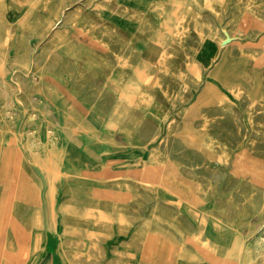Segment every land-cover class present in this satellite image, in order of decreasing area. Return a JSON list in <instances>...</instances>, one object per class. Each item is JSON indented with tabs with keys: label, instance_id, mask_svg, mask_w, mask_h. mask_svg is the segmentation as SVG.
<instances>
[{
	"label": "rangeland",
	"instance_id": "obj_1",
	"mask_svg": "<svg viewBox=\"0 0 264 264\" xmlns=\"http://www.w3.org/2000/svg\"><path fill=\"white\" fill-rule=\"evenodd\" d=\"M3 6L10 19L0 23V173L13 148L12 172L20 165L45 196L34 207L14 201L12 215L31 254L20 264H139L146 236L160 232L184 239L175 255L180 264H208L195 255L207 238L205 248L223 259L228 248L253 247L264 232V190L240 176L236 162L249 157L264 168V0H7ZM221 58L241 59L249 73L256 69L263 94L250 103L228 92L203 110L195 128L212 154L206 158L182 141L179 124ZM48 123L55 125L58 163L39 166L27 145L41 152L31 140L46 142ZM69 147L94 167V176L63 164ZM125 166L183 183L196 205L164 185L120 176L106 184L98 176ZM100 188L127 199L105 204L95 194Z\"/></svg>",
	"mask_w": 264,
	"mask_h": 264
},
{
	"label": "bare ground",
	"instance_id": "obj_2",
	"mask_svg": "<svg viewBox=\"0 0 264 264\" xmlns=\"http://www.w3.org/2000/svg\"><path fill=\"white\" fill-rule=\"evenodd\" d=\"M7 0H0V23H4V18L7 21L10 19V14L5 11L3 4ZM19 2L22 0H18ZM75 1V0H74ZM78 2V1H77ZM84 2V1H83ZM95 2V1H94ZM11 3V2H10ZM62 3V2H61ZM76 3V2H75ZM71 6V4H69ZM79 5V4H78ZM94 4H92L93 6ZM80 6V5H79ZM86 6V5H85ZM111 7V6H110ZM123 7V6H122ZM29 8V7H28ZM63 8V7H62ZM74 9V7H73ZM118 9V8H117ZM76 10V9H75ZM114 10V9H113ZM69 11V10H68ZM95 12V11H94ZM120 12V11H119ZM133 12V11H132ZM61 13V12H60ZM248 13V12H247ZM63 14V12H62ZM80 14V13H79ZM236 14V13H235ZM65 15V13H64ZM87 15V14H86ZM39 16V15H38ZM80 16V15H79ZM95 16V15H94ZM47 17V16H46ZM63 17V16H62ZM61 17V18H62ZM76 17V16H75ZM90 17V16H88ZM96 17V16H95ZM60 18V19H61ZM90 19V18H89ZM88 19V20H89ZM92 20V19H90ZM97 20V19H96ZM99 21V20H98ZM97 21V22H98ZM203 21V20H201ZM208 21V20H207ZM96 22V21H95ZM259 22V21H258ZM211 23V22H210ZM263 23V22H262ZM95 24V23H94ZM103 24V23H102ZM68 25V24H67ZM106 25V24H105ZM214 25V24H213ZM241 25V24H240ZM4 26V25H3ZM70 27V26H69ZM72 27V26H71ZM94 27V26H93ZM99 27V26H97ZM106 27V26H105ZM108 27H110L108 25ZM67 28V27H66ZM112 28V27H111ZM92 30V28H90ZM236 29V27H235ZM72 31V30H71ZM112 31V30H111ZM120 31V30H119ZM118 31V32H119ZM61 32V31H60ZM88 32V31H87ZM123 32V31H122ZM237 32V31H236ZM242 32V30H241ZM240 32V33H241ZM54 33V32H52ZM67 33V32H66ZM125 34V33H124ZM9 35V32L7 33ZM26 35V34H25ZM58 35V34H57ZM56 35V36H57ZM195 35V34H194ZM250 35V34H249ZM49 36V35H47ZM58 37V36H57ZM60 37V36H59ZM63 37V36H62ZM264 38V37H263ZM60 39H62L60 37ZM190 39V38H189ZM7 40V38H6ZM125 40V39H124ZM208 40V39H207ZM46 41V40H45ZM48 41V40H47ZM58 43V42H57ZM192 45V44H191ZM7 46V45H6ZM56 46V45H55ZM172 46V45H171ZM40 47V46H39ZM126 47V46H125ZM173 47V46H172ZM174 48V47H173ZM248 49V48H247ZM41 50V49H40ZM178 50V49H177ZM252 50V49H251ZM261 50V49H260ZM181 51V50H180ZM50 52V51H49ZM251 52V51H250ZM260 52V51H259ZM51 53V52H50ZM55 53V52H54ZM147 53H152L148 50ZM252 53V52H251ZM57 55V54H56ZM264 56V49L262 51V57ZM34 57V56H33ZM60 57V56H59ZM191 57V56H190ZM16 59V58H15ZM18 59V58H17ZM29 59V58H28ZM214 59V58H213ZM22 60V59H21ZM85 60V59H84ZM18 61V60H17ZM35 61V59H34ZM178 61V60H177ZM181 61V60H180ZM29 63V62H28ZM35 63V62H34ZM183 63V62H182ZM200 67L203 65L199 62ZM181 65V64H180ZM3 66V64H2ZM52 66V65H50ZM182 66V65H181ZM180 66V67H181ZM11 67V66H10ZM185 69V68H184ZM34 71V69H33ZM13 74V73H12ZM258 72L253 69L250 73L246 70V65L241 59H235L234 61H228L224 58L209 69L207 77L204 79L201 90L189 105L188 109L182 116L179 124V135L182 141L188 146L198 148L206 158L212 157V154L206 150L202 144L204 136L203 130H197L195 123L198 118L201 117L203 110L206 107H213L219 103L223 98L227 97L228 92L236 94H245L246 98L250 103L259 101L262 97V84ZM106 75V74H105ZM25 78V77H24ZM170 78V77H169ZM29 81V80H28ZM25 82V81H24ZM39 82V81H38ZM41 82V81H40ZM94 82V81H93ZM101 82V81H100ZM177 82V81H176ZM21 83V82H20ZM36 83V82H35ZM102 83V82H101ZM171 83V82H170ZM4 85V83H2ZM34 84V83H33ZM42 84V83H41ZM175 84V83H174ZM192 84V83H191ZM173 85V84H172ZM18 86V85H17ZM69 86V85H68ZM177 86V85H176ZM38 88V87H37ZM11 89V88H10ZM24 89V88H23ZM171 89V88H169ZM178 89V87H177ZM12 90V89H11ZM10 91V90H9ZM8 91V92H9ZM21 91V90H20ZM24 92V91H23ZM35 92V91H34ZM22 93V92H21ZM6 94V92H5ZM110 94V93H109ZM171 94V93H170ZM1 95V94H0ZM4 95V94H3ZM11 95V94H10ZM25 96V95H24ZM109 96V95H108ZM158 96V95H157ZM3 97V96H2ZM5 97V95H4ZM3 97V98H4ZM66 97V96H65ZM11 98V97H10ZM9 98V101H10ZM15 98V97H14ZM43 98V97H42ZM114 98V97H113ZM26 99V98H25ZM35 99V98H34ZM160 99V98H158ZM8 100V98H7ZM42 100V99H41ZM8 101V102H9ZM159 101V100H158ZM4 102V101H3ZM6 102V101H5ZM30 102V101H29ZM163 102V101H162ZM248 102V101H247ZM13 102H11L12 104ZM41 103V102H40ZM67 103V102H66ZM161 103V102H160ZM166 103V102H165ZM4 104V103H3ZM37 104V103H36ZM39 105V104H38ZM168 105V104H167ZM11 106V105H10ZM31 106V105H30ZM5 107V105H4ZM22 107V106H21ZM168 107V106H167ZM259 107V106H258ZM13 108V107H12ZM263 108V107H262ZM261 108V109H262ZM264 109V108H263ZM7 110V109H6ZM5 110V111H6ZM235 110V109H233ZM165 111V110H164ZM12 112V111H11ZM35 112V111H34ZM48 113V112H47ZM239 113V112H238ZM263 114V113H261ZM14 115V114H13ZM50 115V114H49ZM5 118L10 116V113H5ZM17 116V115H16ZM51 116V115H50ZM141 116V115H140ZM40 117V116H39ZM37 117V118H39ZM2 118V117H1ZM10 118V117H9ZM32 118V116L30 117ZM260 118V117H259ZM22 119V118H21ZM238 120V119H237ZM2 121V120H1ZM41 121V120H40ZM148 121V119H147ZM224 121V120H223ZM30 122V121H29ZM46 122V121H45ZM44 122V123H45ZM229 122V121H228ZM238 122V121H237ZM262 122V120H261ZM2 123V122H1ZM23 123V122H22ZM199 123V122H198ZM233 123V122H232ZM241 123V122H240ZM5 124V123H4ZM155 124V123H154ZM177 124V123H176ZM201 124V123H200ZM229 124V123H228ZM13 125V124H12ZM25 125V123H24ZM149 125V123H148ZM172 125V124H171ZM242 125V124H241ZM9 126V125H8ZM30 126V124H29ZM151 126V125H150ZM234 126V125H233ZM232 126V127H233ZM15 127V126H14ZM217 127V125H216ZM243 127V126H241ZM21 128V127H20ZM215 128V127H214ZM229 128V127H228ZM245 128V127H244ZM256 128V127H255ZM2 129V128H1ZM28 129V128H26ZM37 129V128H35ZM47 140L42 141V138L33 135L32 142L35 146L41 148V152L34 155L31 151V144L27 147L31 152V156L35 163L42 166L45 161L49 163H58L57 157V138L55 125L47 124ZM64 129V128H62ZM258 129V128H257ZM4 130V129H3ZM6 130V129H5ZM40 130V128L38 129ZM43 130V129H42ZM175 130V129H174ZM235 130V129H233ZM13 131V130H11ZM30 133V131H27ZM38 132V131H37ZM78 132V131H77ZM104 132V131H103ZM107 132V131H106ZM175 132H177L175 130ZM12 133V132H11ZM83 133V132H82ZM226 133V132H224ZM243 133V132H242ZM245 133V132H244ZM14 134V133H13ZM12 134V135H13ZM27 134V133H26ZM43 134V133H42ZM84 134V133H83ZM28 135V134H27ZM30 135V134H29ZM256 135V134H254ZM118 136V135H117ZM4 137V136H3ZM162 137V136H161ZM170 137V136H169ZM229 137V136H228ZM232 137V136H231ZM244 138V137H243ZM59 139V138H58ZM230 139V138H229ZM233 139V137L231 138ZM264 138H262L263 140ZM165 140V139H164ZM234 141V139H233ZM122 142V141H121ZM26 143V142H25ZM163 143V142H162ZM235 143V142H234ZM119 144V143H118ZM122 144V143H121ZM124 144V143H123ZM122 144V145H123ZM257 144V143H256ZM259 144V143H258ZM257 144V145H258ZM171 145V144H170ZM163 146V145H162ZM259 146V145H258ZM184 148V147H183ZM7 151L5 158V171L0 173V260L3 264H20L24 255H31L29 250L24 247V243L27 240V236L20 227V224L12 215V208L14 201H20L26 206L34 207L44 203L43 189L37 186L36 183L24 176L20 165L17 164L16 172H12V164L15 157L14 149ZM260 149V148H259ZM169 152V151H168ZM15 153V154H14ZM244 153V152H243ZM232 154V153H231ZM234 154V153H233ZM236 154V153H235ZM255 154H257L255 152ZM67 162L64 165H72L89 174L90 177L94 176V167L88 169L85 164V160L76 152L72 147H69L66 151ZM235 156V155H234ZM260 156V155H259ZM174 157V156H173ZM193 157V156H192ZM263 157V156H261ZM29 163V162H28ZM187 164V162H185ZM240 165L237 166V170L240 176L246 175L251 184L256 185L257 188L264 190V168L257 165V163L244 156H241L237 162ZM21 164V163H20ZM214 165V164H213ZM230 165V164H229ZM186 172V171H185ZM188 173V172H187ZM186 173V174H187ZM220 173V172H219ZM35 174V173H34ZM94 174V175H93ZM224 174V173H223ZM37 176V175H36ZM101 179H104V183L111 184V181H105L110 176H120L130 179L132 182L143 181L147 185L160 184L167 187L172 195L185 203L195 206L196 201L191 191L177 180L170 181L167 183L163 176L158 173L151 171H144L142 175L139 174L137 167H117V168H105L98 173ZM185 176V175H184ZM216 176V175H215ZM89 177V178H90ZM190 177V176H189ZM37 178V177H36ZM47 179V178H46ZM141 179V180H140ZM201 179V178H200ZM217 180V179H216ZM201 181V180H200ZM208 183V182H207ZM217 183V182H216ZM134 186V185H133ZM48 187V185H47ZM228 189V188H227ZM255 191V190H254ZM96 196L103 200L105 204H117L118 202H124L127 199V194L121 191H112L106 188H100L95 192ZM262 194V193H261ZM52 196V194H50ZM251 196V195H250ZM212 198V197H211ZM251 198V197H250ZM257 198V197H256ZM140 200V199H139ZM217 200V199H216ZM223 200V199H222ZM244 200V199H243ZM263 200V199H262ZM51 202V200H49ZM60 202V201H59ZM152 202V201H151ZM230 204V203H228ZM135 205V204H134ZM262 205V204H261ZM231 206V205H230ZM238 206V205H237ZM261 207V206H260ZM241 208V206H240ZM239 208V209H240ZM105 209V208H104ZM141 209V208H140ZM131 210V209H130ZM234 210V209H233ZM230 211V210H229ZM241 211V210H240ZM239 211V212H240ZM235 212V211H234ZM256 213V212H255ZM136 214V213H135ZM254 217H257L254 216ZM231 218V217H230ZM256 219V218H255ZM224 220V219H223ZM252 221V220H251ZM256 221V220H255ZM254 221V222H255ZM250 222V221H249ZM253 222V223H254ZM263 223V221H262ZM261 224V223H260ZM245 225V223H244ZM257 225V224H256ZM242 227V226H241ZM260 227V225L258 226ZM257 227V228H258ZM256 228V230H257ZM248 229V228H247ZM245 229L243 237L245 238L248 234V230ZM6 232L11 233L10 238H6ZM185 237V236H184ZM29 238V237H28ZM190 237H187V239ZM191 239V238H190ZM195 241V239H193ZM209 238L204 242V246H197L196 249L199 251L201 256L208 264H264V232L261 236L255 240L252 248L244 247L242 249L228 248L226 259L218 258L213 256L206 248V244L209 243ZM47 239L44 243L46 244ZM113 243V242H112ZM43 245V246H44ZM244 248V250H243ZM115 249V248H114ZM49 252V251H48ZM51 255V252L48 253ZM59 255V254H58ZM147 255L150 259L147 260ZM243 255L242 261L240 256ZM65 258V257H64ZM66 260V259H65ZM129 260V259H128ZM129 262V261H128ZM87 263V262H86ZM139 264H180L175 256V245L172 244L167 236L160 232L156 236L148 234L145 242L142 245L141 256Z\"/></svg>",
	"mask_w": 264,
	"mask_h": 264
},
{
	"label": "crops",
	"instance_id": "obj_3",
	"mask_svg": "<svg viewBox=\"0 0 264 264\" xmlns=\"http://www.w3.org/2000/svg\"><path fill=\"white\" fill-rule=\"evenodd\" d=\"M181 238V237H180ZM169 240H170V242L172 243V244H174L175 245V255H179V250L181 249V245L183 244V243H185V241H184V239L182 240V238H181V240H179V241H176V240H174L173 239V237L170 239L169 238ZM177 246H178V248H177ZM195 255H201L200 253H199V251H197V253H195Z\"/></svg>",
	"mask_w": 264,
	"mask_h": 264
}]
</instances>
